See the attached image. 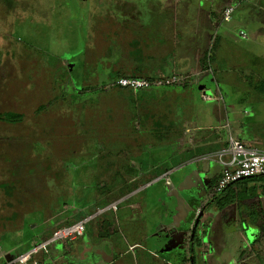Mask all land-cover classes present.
Segmentation results:
<instances>
[{"label": "rangeland", "instance_id": "374dc122", "mask_svg": "<svg viewBox=\"0 0 264 264\" xmlns=\"http://www.w3.org/2000/svg\"><path fill=\"white\" fill-rule=\"evenodd\" d=\"M142 2H79L73 13L70 0H0V112L27 110L25 114L32 117L37 105H51L31 120L0 119V148L6 147L0 150V178L8 202L6 207L4 198L0 199V216L4 214L1 211L8 214V218H0V251L10 247V255L16 257L22 247L37 241L32 235L39 227L44 229L56 221L68 223L103 205L96 200L95 184L112 176L104 179L106 175L102 177L98 163L92 155L87 157V151L96 150L95 137L105 135L108 123L112 125L102 114L105 101L107 105L121 101V95L96 87L107 70L128 72L139 64L138 52L128 51L127 42L137 39L143 44L144 26L139 16L129 11V4ZM255 5L243 24L240 13L235 14L232 42L230 39L233 53H226L228 59L223 60L225 69L235 68L217 77L223 79L222 93L230 99L242 97L240 105L260 110L264 119V97L251 87L245 89L249 74L256 69L255 78L264 74V22L253 21L259 14L264 20V0ZM160 48L159 53L149 52L152 58L146 62L155 67L164 61L161 66L166 72L172 59L168 53L164 57L162 45ZM88 85L91 92H85ZM79 90L84 96L80 97ZM116 115L114 119H118ZM119 157L116 155L111 173L117 182L125 179L122 168L128 161Z\"/></svg>", "mask_w": 264, "mask_h": 264}, {"label": "crops", "instance_id": "0c3cea01", "mask_svg": "<svg viewBox=\"0 0 264 264\" xmlns=\"http://www.w3.org/2000/svg\"><path fill=\"white\" fill-rule=\"evenodd\" d=\"M260 1L143 0L129 4V11L135 17L138 15L144 26L143 50L159 53L162 45L160 53L164 57L168 53L172 59L169 71L177 70L176 74L194 82L211 71L209 67H200V60L210 53L214 36L220 35L221 41L213 56L228 59L233 53L230 44L235 14L240 13L239 22L243 24L251 16L250 7ZM230 5L235 8L231 21L227 22L222 19V12ZM253 21L261 25L264 22L260 14ZM234 53L239 52L234 50ZM159 63L163 65L164 61ZM161 65H148L144 72L166 74L168 71L165 73ZM253 73L257 74V69ZM245 87L249 90L252 85L248 83ZM200 90L201 97L189 115L190 121L184 125L182 137L173 142L170 156L164 153L154 160L151 150L135 154L122 168L125 179L117 182L115 178L108 191H104L105 181L100 179L95 184V197L103 205H96L93 212L77 217L84 220L81 236L69 242L48 243V264L53 261L55 264H190L192 222L221 172L217 158H213L226 146L231 129L237 131V119L228 118V114L244 108L239 103L242 97L230 99L222 95V88L215 82ZM259 111L254 109L250 113L246 108L243 113L263 119ZM117 154L124 156L122 152ZM180 155L189 157L173 163L172 159ZM233 187L238 195L232 203L222 209L212 206L200 218L202 241L201 249H196L195 264H264V180H240ZM122 188L125 190L121 193ZM4 197L0 193V199ZM5 212L1 211L4 214L0 218H8ZM65 223L56 221L44 229L39 227L32 235L37 241L22 247L20 253L48 239H42V234ZM9 248H5L7 253L0 251V264L14 258Z\"/></svg>", "mask_w": 264, "mask_h": 264}, {"label": "trees", "instance_id": "16d2710c", "mask_svg": "<svg viewBox=\"0 0 264 264\" xmlns=\"http://www.w3.org/2000/svg\"><path fill=\"white\" fill-rule=\"evenodd\" d=\"M230 19L232 18L230 17ZM226 21L230 22L231 20ZM220 41L221 36L216 34L211 42L210 53L205 54V56L200 60V67L203 69H207L209 67L211 71L202 74L194 82H191L188 77L185 78V76H182L181 74H176L174 71L177 70H173L174 73L168 71L167 73L165 72L166 74L162 75H152L145 73L144 68L142 69L140 66L141 64L147 66L146 60H148L151 56L148 57V55H150L148 50H143L144 55L139 53L140 49H138V46L141 45L139 48L144 49V41L142 44L137 39L129 40L127 45L130 47L128 51L138 52L136 57L138 56L140 59L139 64L136 65V63L131 66L128 72L117 70L114 73H110L107 70L106 73L102 74L100 85H96V88L98 90H102V92L113 91L114 93L121 95V101L113 100L109 105H107V102L105 101V105H103L105 109L102 111V114H104L105 117L111 119L110 121L112 125L108 123L106 128L108 130L106 131L105 135H102L101 137H95L96 150L91 152L87 151V157L92 155L93 160H96L98 163V168H100L99 173L102 175V177L106 175V178L104 179H107L112 176V178L109 180L102 179L103 182L105 181L104 191L110 190L111 185L113 184L112 182L114 180L113 178L115 174L111 173L114 172V161L117 160L116 155H118V152H122L124 154L122 159H129L135 154H142L148 150L154 152V155H151L154 160L160 154V157H163L164 153L170 156L173 142L175 139L182 137L184 125L186 121H190L189 115L192 113L196 106L195 104L198 103V100L201 97L200 94L202 91L200 89L214 82L219 86V88H221L220 83H223V79L221 77H217V75L219 76L226 72V70H233L235 68L226 66L227 68L225 69L224 66L226 64L222 65L223 60L217 59L213 56L215 50L217 51V49L220 47ZM148 45L149 44L146 43V47L149 48ZM172 68H174L173 65ZM219 69H222L221 73L218 71ZM262 71L264 73V69ZM172 75L181 76V79L166 85H150L148 87H141L136 90H132L127 86H121L116 83V79L121 76L137 77L152 81L157 78L165 79ZM249 75L251 76H247V80L248 83L252 85L253 92H256V95L259 97H264V74L257 78H255L253 73ZM84 88L86 90L85 92H91L92 90L89 85L85 86ZM220 92L222 93V91ZM79 93H81L80 97L84 96L82 95L83 91L81 92L79 90ZM79 100L82 99L79 98ZM44 107H47L48 110L51 109V105H37L36 111L35 113L33 112L34 115L32 117H28V115L25 114V111L27 110H22V112H0V119L4 121L20 123L25 120L24 118L31 120V118L34 119L37 116H42L43 114H40V111ZM237 109L240 111L235 112L234 110V112L231 111L230 114H228V118H234L238 121L237 131L234 136L246 146L264 149V119H256L253 114L246 115L243 113L245 108L240 107ZM254 109L252 107H248V110H251L252 113H254ZM114 111L116 112V117H118V119H114ZM121 118H123V120ZM33 122L34 120L30 122V125H32ZM112 156H114V158ZM187 156L189 157V155H180L178 158H173L172 162L175 163L181 161L187 158ZM105 157L108 158L103 162L102 158ZM215 158H217V155L214 156L213 159L215 160ZM220 174L218 178L220 177ZM246 179L264 180V175L255 174L247 177H240L226 183L219 192L217 191L212 193V200L205 206L204 212L207 210L209 211L213 205L218 209H221L232 203L238 195V191L233 187V185L236 184L237 181ZM3 180L4 179L0 178V193L2 194L5 193L1 187L2 183H5L2 182ZM124 190L125 188H122L121 193L124 192ZM101 192L103 191L101 190ZM0 204H2L1 201ZM3 204L5 206L7 205L5 202H3ZM94 208L88 213L93 212L95 210ZM77 220L79 219L76 218L75 220H72L68 223H72ZM205 222L206 220H204V224ZM57 227L55 226V228ZM200 227L201 224L199 221L191 244L193 263L195 262L197 256L196 249H198L200 246V236L198 234ZM55 228L53 227L49 231L42 234V239L49 237ZM69 241L70 240H65L64 242ZM46 254L47 252L39 251L34 255V259H36L37 264H48V258ZM0 263H2V259L0 260ZM55 263L56 261H53V264Z\"/></svg>", "mask_w": 264, "mask_h": 264}, {"label": "built area", "instance_id": "2783aa9c", "mask_svg": "<svg viewBox=\"0 0 264 264\" xmlns=\"http://www.w3.org/2000/svg\"><path fill=\"white\" fill-rule=\"evenodd\" d=\"M235 5L224 8L222 12L223 20H230ZM243 36V32L240 31ZM181 76L172 75L165 79H154L148 81L143 78L121 76L116 79V83L127 86L132 90L145 88L150 85L170 84L178 81ZM217 161L221 164V174L218 178L215 189H221L226 183L240 177H247L255 174H264V149L246 146L239 139L231 134L227 137V144L224 148L216 152ZM85 229L84 220H77L72 223L63 224L55 228L49 238L21 252L16 257L5 261L3 264H37L34 255L39 251H47V245L53 240H72L80 236Z\"/></svg>", "mask_w": 264, "mask_h": 264}, {"label": "water", "instance_id": "95a60500", "mask_svg": "<svg viewBox=\"0 0 264 264\" xmlns=\"http://www.w3.org/2000/svg\"><path fill=\"white\" fill-rule=\"evenodd\" d=\"M261 175H264V174H261ZM205 206H206V203L203 204V205L201 206V208H200V209L197 211V213L195 214L194 220H193V222H192V226H191V228H190V233H189V242H190V244H192L193 235H194V233H195V230H196L197 224H198V222L200 221V218H201V216H202L203 213H204V208H205ZM200 230H201V229L199 228V230H198V231H199L198 234H199V236H200V246H201L202 235L200 234V233H201ZM200 246H199L198 249H201ZM190 264H194V263H193V259H192V254H190Z\"/></svg>", "mask_w": 264, "mask_h": 264}, {"label": "flooded vegetation", "instance_id": "af4514ba", "mask_svg": "<svg viewBox=\"0 0 264 264\" xmlns=\"http://www.w3.org/2000/svg\"><path fill=\"white\" fill-rule=\"evenodd\" d=\"M15 1H17V0H15ZM20 1V0H19ZM79 2H97V0H70V4H71V6H73V9H72V11L73 10H75V6L76 7H78L79 6ZM99 3V5L101 4V2H98ZM10 4V3H9ZM38 4V3H37ZM99 5H98V7H99ZM12 9V8H11ZM16 9H18V8H16ZM73 13H74V11H73ZM0 107H2V104H1V102H0ZM1 122V121H0ZM5 124H7V122H4V125ZM6 135V134H5ZM4 137H7V136H4ZM1 147V146H0ZM3 149H6V147H2ZM1 149V148H0ZM211 190V192H210V195H209V197H208V199L203 203V204H205L206 203V205L212 200V193H215V192H219L220 191V189L219 190H216L215 189V186L213 185L212 186V188H210ZM202 204V205H203ZM214 206V205H213ZM212 207V206H211ZM215 207V209H218L216 206H214ZM222 209V208H221Z\"/></svg>", "mask_w": 264, "mask_h": 264}]
</instances>
